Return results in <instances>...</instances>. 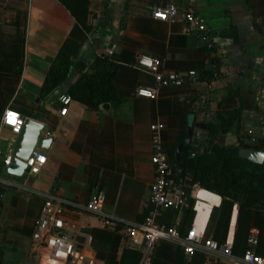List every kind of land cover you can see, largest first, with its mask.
I'll return each mask as SVG.
<instances>
[{
    "label": "crops",
    "instance_id": "0c3cea01",
    "mask_svg": "<svg viewBox=\"0 0 264 264\" xmlns=\"http://www.w3.org/2000/svg\"><path fill=\"white\" fill-rule=\"evenodd\" d=\"M164 1L88 0L87 23L92 28L71 57L65 83L42 99L38 93L43 77L74 18L58 0H0V40L11 48L6 49L12 55L10 73L18 71L0 70V117L11 108L42 125L39 137L46 138L44 131L52 132L48 146L36 148L45 157L37 174L10 176L0 169V264H44L32 252L30 239L42 199L52 196L82 203L97 190L103 193L106 213L132 222L153 213L156 224L175 226L180 237L193 223L204 237L230 241L236 257L246 247L247 230L255 227L259 230L255 250L264 256V210L240 208L200 188L192 182L191 170L181 177L173 171V178L189 195L187 208H162L148 202L153 181L151 123H162L159 137L165 151L176 141L184 117L190 125L189 140L199 151L211 141L264 152V0H174L179 12L172 23L150 15V9ZM186 6L210 29L211 47L195 33L184 32ZM106 48L111 49L107 58L116 63L113 86L120 103L95 112L70 100L66 112L59 114L57 96L66 94L68 84ZM140 54L159 58L162 69L193 70L195 75L177 87H158L153 98L138 96V87L154 85L152 76L135 65ZM212 59L217 60V73L207 80L201 73ZM14 139L0 124V160ZM246 140L249 144L243 143ZM95 228L111 230L87 215L75 223L74 237L96 255L103 244L91 237L90 230ZM141 247L138 232L119 237L115 264H140ZM97 264H101L98 259ZM149 264L230 261L202 248L188 258L179 243L159 241Z\"/></svg>",
    "mask_w": 264,
    "mask_h": 264
},
{
    "label": "built area",
    "instance_id": "2783aa9c",
    "mask_svg": "<svg viewBox=\"0 0 264 264\" xmlns=\"http://www.w3.org/2000/svg\"><path fill=\"white\" fill-rule=\"evenodd\" d=\"M178 6L174 0H165L162 5L153 6L150 15L154 19L172 23L178 15ZM183 30L195 33L208 47L212 45L210 29L204 20L189 6L182 11ZM110 48L104 50L108 55ZM137 68L147 71L153 78L154 85L150 88L138 87L135 94L145 98H153L158 87L180 86L195 75L193 70L186 72L165 70L161 67L160 59L140 54L136 57ZM57 101L61 105L59 114L67 110L70 98L66 94H59ZM16 110L6 108L2 111L0 124L8 128L10 134L16 137L24 122ZM162 123L154 122L149 125L152 132L150 163L153 167V181L148 187V202L162 208L183 209L189 206V195L184 187L173 178L174 168L170 163L166 151L161 143L159 132ZM45 137L52 136V132L44 131ZM12 146L3 153L0 169L8 166L11 158ZM24 171L28 175H35L45 163L44 155L35 147L23 161ZM103 193L95 191L85 202L66 198L46 196L42 199L37 214L33 220L30 232L32 252L40 257L44 264H97L94 252L83 249L75 240V223L84 220L87 215L94 216L100 225L110 228L119 237L129 238L135 233L142 237V258L140 264H149L151 252L155 243L167 241L179 243L182 251L190 258L195 250L202 248L218 257L226 258L230 264H264V256L256 252L259 230L250 227L246 234V247L239 257L232 250V243L226 239L222 242L204 237L196 231L193 223L189 224L183 237L177 233L175 226L163 227L154 221L153 213H148L139 222L124 220L118 216L106 213L103 208Z\"/></svg>",
    "mask_w": 264,
    "mask_h": 264
},
{
    "label": "trees",
    "instance_id": "16d2710c",
    "mask_svg": "<svg viewBox=\"0 0 264 264\" xmlns=\"http://www.w3.org/2000/svg\"><path fill=\"white\" fill-rule=\"evenodd\" d=\"M58 1L74 18V23L43 77L38 93V97L42 99L53 95L65 83L69 76L71 57L78 52L86 40V33L92 28L87 23L88 0ZM8 48L0 40V70L8 74H18V71L15 73L9 71L13 65L11 52L6 53ZM216 61L212 59L209 62L201 73L202 78L207 80L213 78L218 68ZM115 72L116 63L101 52L92 59L87 70L81 72L73 83L68 84L65 93L70 100L79 102L95 112L99 111V104L103 108L115 106L120 103L113 86ZM232 115L238 117L239 112L233 110ZM180 122L181 127L176 141L166 149L167 157L176 170V176L181 177L187 170H191V180L200 188L227 198L240 208L264 210V159L259 164L248 162L238 157L237 148L217 146L211 141L208 148L199 151L191 140L185 143L187 121L183 117ZM213 131L214 129L210 134ZM177 146H180V151L175 160ZM90 234L103 244L102 249H96V257L101 264H115L118 235L112 230L96 228L91 229Z\"/></svg>",
    "mask_w": 264,
    "mask_h": 264
},
{
    "label": "water",
    "instance_id": "95a60500",
    "mask_svg": "<svg viewBox=\"0 0 264 264\" xmlns=\"http://www.w3.org/2000/svg\"><path fill=\"white\" fill-rule=\"evenodd\" d=\"M102 109V105L99 104ZM200 125V124H196ZM42 125L32 119L25 118L18 135L15 137L12 144L11 158L8 166L3 167V173L16 176L24 171L23 161L28 157L30 151L35 148H45L50 143V138L39 137ZM190 125L186 124V137L185 143L189 141ZM244 144H249L246 140ZM180 151V146L176 147L174 159H177V154ZM238 157L245 159L248 162L259 164L264 159V152L252 147L243 146L237 149ZM3 192V187L0 185V198Z\"/></svg>",
    "mask_w": 264,
    "mask_h": 264
}]
</instances>
